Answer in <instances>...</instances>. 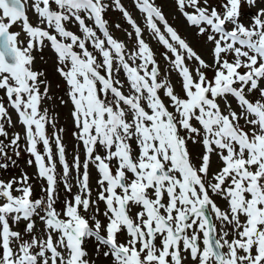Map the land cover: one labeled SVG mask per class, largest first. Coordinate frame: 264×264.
Listing matches in <instances>:
<instances>
[{
    "label": "snow or ice",
    "instance_id": "obj_1",
    "mask_svg": "<svg viewBox=\"0 0 264 264\" xmlns=\"http://www.w3.org/2000/svg\"><path fill=\"white\" fill-rule=\"evenodd\" d=\"M132 4L0 0V264H264V0Z\"/></svg>",
    "mask_w": 264,
    "mask_h": 264
},
{
    "label": "rangeland",
    "instance_id": "obj_2",
    "mask_svg": "<svg viewBox=\"0 0 264 264\" xmlns=\"http://www.w3.org/2000/svg\"><path fill=\"white\" fill-rule=\"evenodd\" d=\"M125 6L133 12L135 17H139L138 11L135 9L134 5L132 4V0H122ZM156 3L162 7L165 14L168 16L169 22L172 23L175 27L178 28V30L181 31L182 34H185L188 36V38L193 42L195 45L196 37L191 34V30L188 29L183 22L182 18L178 16V14L175 12V6H174V0H156ZM109 20L110 22H119L123 26L127 27V25L124 24L123 20L121 19V14L118 12H112L109 14ZM116 35L119 36L121 39H124V35L121 32H116ZM155 46V45H154ZM47 68V71L49 72V79L52 82V92L53 95V101L49 102L51 103L52 108L55 112L59 113V126L63 127L65 129V132L63 133L64 137V143L66 145V148L68 150L69 159L71 158L73 146L76 143L72 132L74 131V126L72 124V119L69 114L68 108H65L63 106H59V102L56 99V97L63 95L62 88L57 87V84H62V81L59 80L58 76L54 73L51 66H45ZM66 98V97H65ZM15 118V117H14ZM51 131V130H49ZM28 155L26 153H22V156L18 159V165L19 168L13 170L10 175L18 174L21 169L28 172L30 175H34L35 173V167H29L27 164ZM36 194L39 195L40 186L39 183L36 184Z\"/></svg>",
    "mask_w": 264,
    "mask_h": 264
}]
</instances>
